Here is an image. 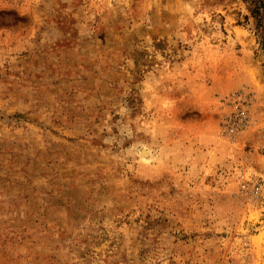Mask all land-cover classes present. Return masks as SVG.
<instances>
[{"label": "rangeland", "instance_id": "1", "mask_svg": "<svg viewBox=\"0 0 264 264\" xmlns=\"http://www.w3.org/2000/svg\"><path fill=\"white\" fill-rule=\"evenodd\" d=\"M0 264H264V0H0Z\"/></svg>", "mask_w": 264, "mask_h": 264}, {"label": "bare ground", "instance_id": "2", "mask_svg": "<svg viewBox=\"0 0 264 264\" xmlns=\"http://www.w3.org/2000/svg\"><path fill=\"white\" fill-rule=\"evenodd\" d=\"M146 151L145 150H143V153H145Z\"/></svg>", "mask_w": 264, "mask_h": 264}, {"label": "trees", "instance_id": "3", "mask_svg": "<svg viewBox=\"0 0 264 264\" xmlns=\"http://www.w3.org/2000/svg\"><path fill=\"white\" fill-rule=\"evenodd\" d=\"M257 7H258V6H256V9H258Z\"/></svg>", "mask_w": 264, "mask_h": 264}]
</instances>
